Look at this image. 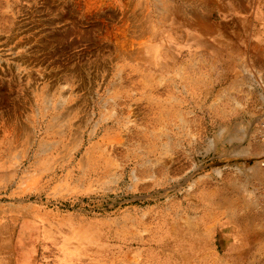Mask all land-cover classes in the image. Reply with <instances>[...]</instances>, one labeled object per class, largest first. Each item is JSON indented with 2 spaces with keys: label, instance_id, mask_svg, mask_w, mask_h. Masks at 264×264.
Masks as SVG:
<instances>
[{
  "label": "rangeland",
  "instance_id": "rangeland-1",
  "mask_svg": "<svg viewBox=\"0 0 264 264\" xmlns=\"http://www.w3.org/2000/svg\"><path fill=\"white\" fill-rule=\"evenodd\" d=\"M257 139L264 0H0V264H264Z\"/></svg>",
  "mask_w": 264,
  "mask_h": 264
},
{
  "label": "bare ground",
  "instance_id": "bare-ground-1",
  "mask_svg": "<svg viewBox=\"0 0 264 264\" xmlns=\"http://www.w3.org/2000/svg\"><path fill=\"white\" fill-rule=\"evenodd\" d=\"M200 19V18H199ZM200 21V20H199ZM202 21V20H201ZM204 22H202L203 25ZM206 25V24H205ZM204 25V26H205ZM210 27V26H207ZM231 128V127H230ZM243 133L244 136L240 135L238 132L235 131V129H230L227 133H226V139L229 141H235V140H241L244 137H246V135H248L247 131H244ZM264 148V142H262L260 139H257L256 141L252 142L251 147L247 150H244V153H248L250 152L252 149L253 150H262ZM163 150V149H162ZM262 165V164H261ZM257 165L255 167H251L250 169H248L247 172H243V177L245 179V185L246 187L250 184V183H256L257 185H261L262 186V195L261 197H264V166L262 165ZM231 186H238L235 182L233 183V181L229 182ZM228 185V186H230ZM230 188V187H229ZM237 188V187H236ZM224 196V195H223ZM227 196V195H226ZM258 202L255 201L254 203L251 204V206L253 207H258L259 205L257 204ZM250 207V206H249ZM254 211V210H253ZM258 211V210H257ZM251 214V213H250ZM257 215V214H256ZM250 216V215H249ZM235 217V216H234ZM244 217V216H243ZM257 218V217H256ZM255 218V219H256ZM179 258V257H178ZM170 261V260H169Z\"/></svg>",
  "mask_w": 264,
  "mask_h": 264
},
{
  "label": "built area",
  "instance_id": "built-area-1",
  "mask_svg": "<svg viewBox=\"0 0 264 264\" xmlns=\"http://www.w3.org/2000/svg\"><path fill=\"white\" fill-rule=\"evenodd\" d=\"M262 165L264 166V162H262Z\"/></svg>",
  "mask_w": 264,
  "mask_h": 264
}]
</instances>
